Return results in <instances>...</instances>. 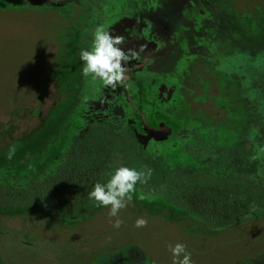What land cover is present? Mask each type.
<instances>
[{
	"label": "rangeland",
	"instance_id": "1",
	"mask_svg": "<svg viewBox=\"0 0 264 264\" xmlns=\"http://www.w3.org/2000/svg\"><path fill=\"white\" fill-rule=\"evenodd\" d=\"M211 1L205 0L203 5H197V10L213 12L216 8L223 10L224 6L226 9L228 4L242 20H249L251 16L255 22L258 16L264 19V0H216L217 7H212ZM136 5L137 0L136 4L135 0H0V152L13 140L29 137L36 130L41 133L40 139L16 152L11 160H0V182L5 184L2 188L4 193H10L16 181L24 182L26 175H34L43 183V172L57 169L55 161L61 160L65 164L76 162L63 148L60 151L61 146H55L57 136L63 133L58 125H78L79 129L70 135L71 141L81 139L93 124L88 113L100 117L102 113L103 119L113 120L119 127L126 125L127 120L118 108L109 113L107 94L103 90L106 87L102 82L82 75L83 62L79 52L90 47L91 31L97 25H103L113 35L123 36L125 51L133 49L140 54L158 40H168L170 30L174 34L176 25L180 24L179 20H171L157 10L151 13L135 9ZM194 15H191L188 25L195 28L199 26V19ZM260 45L262 54L258 58L261 60L256 66L264 80L263 38ZM141 47L143 51H140ZM199 63L190 72L192 77L206 75L202 62ZM228 66H222L221 70L225 81H216L215 85L224 102L234 108L231 110L234 118L227 116L221 123L228 125L237 120L236 124L240 126L244 122L242 118L247 116L249 124L255 128L253 134L250 130L245 132L244 138L254 141V154L264 159V111H255L252 117L248 108L241 109L242 99L231 93L239 89L238 85L231 83L237 74V66ZM118 88H109V93ZM42 89L43 99L39 103L38 95ZM216 91L209 94L217 95ZM187 101L189 108L195 110L198 102L192 97ZM57 105L61 109H57L56 121L47 124V117ZM205 105L218 110L213 101ZM182 115L178 117L184 118ZM201 117L207 118L206 113ZM190 121L191 124L196 123L193 118ZM85 126L88 127L84 130ZM95 127L103 125L96 124ZM229 129L225 126L222 131ZM168 133L167 138L170 136ZM176 138L180 146L192 145L182 136L176 134ZM59 140L62 138L58 137ZM154 147L157 151L159 145L154 140L143 145V156L148 160L142 161L143 167H160ZM43 152L56 156L55 160L49 159L44 167V163L34 166L41 161ZM83 153L78 151L79 156L75 158ZM235 153L239 157L242 155L241 142L235 147ZM84 154L87 158L95 156ZM113 161L110 160L112 164ZM240 162L245 164L250 160ZM215 163L219 165L222 162ZM94 172L98 177L107 176L106 173ZM169 179L176 182L171 177ZM263 180L264 177L254 179V185L262 186ZM154 184L151 176L147 184H141V189H158L159 185ZM4 193H0V255L9 264H94L100 257L113 259V264H172L169 245L174 246L177 242L187 245L194 264H246L253 258L264 256V209L244 215L229 225L207 226L180 211L184 209L181 206L165 207L158 200L153 201L140 194L133 195L129 206L120 211L123 223L117 229L112 226L109 209L103 206L93 212L90 207L84 208L76 216H71L74 219L64 221L63 217L54 219L48 214L34 213L17 203L11 207ZM262 204L263 208L264 202ZM139 217L148 220L146 227H134ZM119 258L121 261L118 263Z\"/></svg>",
	"mask_w": 264,
	"mask_h": 264
},
{
	"label": "flooded vegetation",
	"instance_id": "2",
	"mask_svg": "<svg viewBox=\"0 0 264 264\" xmlns=\"http://www.w3.org/2000/svg\"><path fill=\"white\" fill-rule=\"evenodd\" d=\"M204 1L137 0L138 5L135 9L151 13L157 10L159 14L166 15L171 20H179L180 24L176 25L178 27L175 28L174 34L170 30L168 40H158L151 44L137 58L131 59L125 65L128 77L126 87L119 86L113 93H109V88L103 89L107 94L109 113L118 108L127 120L126 125L119 127V124L113 120L103 119L102 113L101 117L88 113L93 124L81 139H72V141L70 139L72 132L79 129L78 125L69 123L71 124L69 127V124L62 123L58 128L63 133L57 136L55 146H61L60 151L64 149L73 162L77 160L75 157L79 156L78 151H85L84 153L88 154L97 152L106 160H114L113 165H110L112 162H107L106 169L93 170L107 175L120 164L129 167L133 165L137 169L144 168L142 161L148 162V160L143 156L142 147L154 140L159 145L156 147L157 151L155 147L153 150L160 167L150 168L153 170L152 181L154 185L158 184L159 188L142 190V185L137 184L134 197L144 194L153 201L158 200L165 207L181 206L191 217L199 219L207 226H216L225 222L220 223L219 220L211 219L210 223L213 224L211 225L204 219L198 218L189 210L194 203L189 202L188 196L183 198L180 194L185 190L197 191L200 186L210 185L216 187L217 191L223 186L232 188L234 192L244 190L245 197L248 198L247 189L253 186V180L264 177V159L254 154V141L244 138V133L250 130L253 134L255 127L249 124L247 116L242 118L244 122L240 126H237V120L236 123L222 125L223 118L227 116L234 118L231 112L234 108L224 102L220 90L215 85L216 81H225L221 73L222 66L236 65L238 71L231 79V83L238 85L239 89L232 90L231 93L242 99L241 109L248 108L252 117L255 111H264V80L257 72L256 66L261 60L258 56L262 54L260 41L261 38L264 39V19L258 16V21L255 22V18L251 16L249 20H242L234 14L233 8L226 2V9L224 6L223 10L216 8L213 12L201 13L196 6L203 5ZM210 5L217 7L216 0H212ZM230 13L233 15L231 16ZM191 15L198 17L199 26L194 28L188 25ZM199 62H202L203 68L206 69V75L192 77L190 72ZM211 89H215L214 92L217 90V95H210L209 92H213ZM221 92L226 95L225 92ZM191 97L198 102L194 106L195 110H191L188 105L187 100ZM182 99L183 104L180 105ZM211 101L217 111L213 110L212 106L205 105ZM181 113L184 118L178 117ZM202 113H206L207 118L201 117ZM192 118L195 119V124H191ZM96 124L103 125L104 128H96ZM225 126L230 129L222 131ZM167 133L170 135L169 138ZM176 134L192 145L180 146ZM58 137L62 138L59 142ZM66 138L68 142L65 141ZM240 142L242 155L239 157L235 153V147ZM41 157L38 164H46L49 159L56 158L47 152H43ZM239 160H250V163L241 164ZM216 161L222 163L218 165ZM55 163L57 168L60 167V172H43L44 186L48 181L47 177L56 174H60L56 181L58 185L63 186L68 182L67 173L62 172L67 162L65 164L59 160ZM79 173L89 172H75L73 180L76 182L83 179L90 180L92 185L94 182H99L95 172L91 173L90 177ZM169 177L176 182H171ZM107 179L108 175L103 178L102 183ZM169 188L172 190L171 194ZM248 203L253 208V203ZM89 207L93 212L101 206H97L93 201ZM235 220H230L224 225H229Z\"/></svg>",
	"mask_w": 264,
	"mask_h": 264
},
{
	"label": "trees",
	"instance_id": "3",
	"mask_svg": "<svg viewBox=\"0 0 264 264\" xmlns=\"http://www.w3.org/2000/svg\"><path fill=\"white\" fill-rule=\"evenodd\" d=\"M43 93L44 90L42 89L38 95L39 103L42 102ZM56 107L57 108L53 109L47 117V124L56 121L55 117L57 115L56 113L58 112L57 109H61L58 105ZM40 135L41 133L39 132V130H36L29 137L13 140L8 147L0 152V160L7 158V153L10 147L15 146L16 152H20L33 144L36 140L40 139ZM111 145L112 144L110 142V146ZM92 153L95 154V156L87 158V156L84 154L82 157H79L76 160V164L67 162V166L64 167L62 172L67 173L68 182L63 186H60L56 183L57 177L60 174L47 177L48 181L46 182L45 186L44 182L41 183V181L36 180V177L34 175H29L25 176L24 182L16 181L14 186L11 188L10 193L3 192L2 188L5 184H2L0 182V193L6 194V201H9L11 207H13V205L15 206V203H17L20 207L32 210L34 211V213H40L42 215L48 214L54 219H60V217L70 218L71 216H76V214H79L80 211H82L84 208H88L91 202H93L88 198V192L92 189L95 182L93 183V185L88 179H81L82 181L76 182V180H73V178L75 177L74 173L89 172L86 174H79L84 175L85 177H90V174L94 173V168L106 169L107 167H105V165L108 164L107 162L110 163V160H106L97 152ZM39 164L36 163L34 164V166L39 167L41 165ZM45 165L46 164L44 163L42 167H44ZM110 165L113 164L111 163ZM16 169L18 170L19 168L16 167ZM26 170L28 171L29 169ZM54 172H60V167L57 168ZM98 178L99 182H102L103 176ZM245 194L246 192L244 190L242 192L240 190L234 192L232 188H225L223 186L219 191H217L216 187L203 185L200 186V189H198L197 191L185 190L183 191V194H180V196L183 198L188 196L189 202L194 203L192 204L193 207L189 208V210L194 212L199 218H202L206 222L211 224V219L219 220L220 223H226L230 220L240 219L244 215L248 216L255 210L261 211L264 209V207L262 208V203L264 202V184L260 187H257V185L253 184L250 189H247V194L249 196L248 198L245 197ZM248 202L253 203V208L249 205ZM124 255H126L125 252ZM118 260L119 263L121 261V258H119ZM0 264L9 263L6 262L0 255ZM94 264H113V259L108 257H100L94 262ZM147 264H149V262H147ZM246 264H264V256L253 258Z\"/></svg>",
	"mask_w": 264,
	"mask_h": 264
},
{
	"label": "clouds",
	"instance_id": "4",
	"mask_svg": "<svg viewBox=\"0 0 264 264\" xmlns=\"http://www.w3.org/2000/svg\"><path fill=\"white\" fill-rule=\"evenodd\" d=\"M91 45L82 48L79 52L83 62L82 75L87 78L102 82V86L115 89L118 86H127V69L125 65L137 58L139 52L133 49L124 50L125 38L121 35H113L103 25H97L91 31ZM140 51H143L141 47ZM16 148H9L7 158L11 160L15 155ZM153 170L150 167L137 169L120 164L108 172L106 182H96L88 192V198L109 209L108 216L112 226L119 229L123 220L119 213L129 206L136 191L137 184H147L151 179ZM141 199L143 197H140ZM148 220L139 217L135 220L134 227H146ZM172 254V264H194L191 259L192 253L187 250V245L177 242L169 245Z\"/></svg>",
	"mask_w": 264,
	"mask_h": 264
},
{
	"label": "water",
	"instance_id": "5",
	"mask_svg": "<svg viewBox=\"0 0 264 264\" xmlns=\"http://www.w3.org/2000/svg\"><path fill=\"white\" fill-rule=\"evenodd\" d=\"M204 14H206V13H204ZM180 211L185 212L184 210H180ZM63 219H65V220H72V219H74V218L63 217Z\"/></svg>",
	"mask_w": 264,
	"mask_h": 264
}]
</instances>
